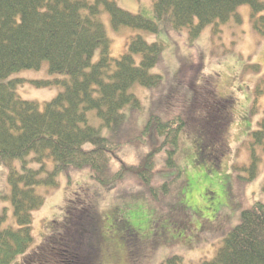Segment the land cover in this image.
<instances>
[{"label":"trees","instance_id":"1","mask_svg":"<svg viewBox=\"0 0 264 264\" xmlns=\"http://www.w3.org/2000/svg\"><path fill=\"white\" fill-rule=\"evenodd\" d=\"M243 6L250 8L252 26L264 36V0H153L156 20L125 11L116 0H0V167L9 168L16 220L14 226L9 225L7 212L0 213V264H13L20 256H24L23 264H100L95 243L100 242V220L82 203V192L69 202L65 219L57 222L58 230L33 247L34 212L45 203L39 188L58 187L61 175L70 180L72 173L87 171L100 188H113L114 183L133 178L143 190L123 199L155 200L159 192L152 183L157 156L165 152L168 167L181 173L175 156L188 122L182 114L162 112L160 95H154L139 128L146 150L140 164L120 161L119 153L126 145L117 134L128 124L126 110L131 115L143 109L133 89L139 85L160 92L164 77L154 70L162 65L166 46L137 34L126 52L114 58L104 15L116 33L123 28L150 34L186 29L196 40L211 25L239 23L238 10ZM44 62L49 63L51 73L68 77L58 82L63 91L43 104L23 99L17 92L20 81L13 75L38 70ZM263 91L258 87L257 97ZM224 106L222 102L210 111L204 128L224 127L225 116L218 113ZM217 116L221 120L216 123ZM258 128L249 144L251 166L242 169L250 174L246 181H253L259 171L264 118ZM199 152L205 157L204 147ZM115 161L120 163L118 171L112 165ZM80 222L90 226L84 231L89 233L87 243L82 239L86 233L79 232ZM125 224L137 233L129 222ZM165 264H184V260L172 256ZM198 264H264V201L243 210L240 223L215 257Z\"/></svg>","mask_w":264,"mask_h":264},{"label":"rangeland","instance_id":"2","mask_svg":"<svg viewBox=\"0 0 264 264\" xmlns=\"http://www.w3.org/2000/svg\"><path fill=\"white\" fill-rule=\"evenodd\" d=\"M116 2L125 11L156 20L153 0ZM238 14L239 23L232 20L219 28L211 25L196 40L186 29L150 34L123 28L116 33L104 15L114 58L126 52L137 34L150 43L166 46L162 65L154 70L164 77L160 92L139 85L133 89L143 109L131 115L126 110L128 124L117 134L126 145L119 153L120 161L140 164L146 150L140 143L139 128L148 117L153 97L160 95L162 112L182 114L188 122L175 156L181 173L168 167L165 152L157 156L152 183L159 192L155 200L123 199L143 190L133 178L126 177L113 188H100L87 171L72 173L70 180L61 175L58 187L39 188L45 203L34 212L33 247L58 230L57 222L65 219L69 202L76 201L75 196L82 192V203L100 220V242H95L100 264H165L172 256L182 257L184 264H198L215 257L229 232L240 223L242 211L264 201V151L259 150L261 163L253 181H246L250 174L242 170L251 166V134L264 118V91L257 97V88L264 90V36L253 28L248 6L240 7ZM13 79L20 81L17 92L23 99L43 104L63 91L64 86L58 82L68 77L51 73L49 63L44 62L40 69L17 73ZM222 102L224 109L218 113L225 116L224 127L216 124V129L204 128L210 111ZM215 118L220 122L221 117ZM200 147L205 150L203 158ZM13 165L19 167V162ZM112 165L118 171L120 163ZM8 173L7 166L0 167V213L6 211L8 224L14 226ZM125 222L137 233H132ZM80 226L79 232L86 233L83 242L87 243L89 233L84 231L90 226L84 222ZM23 259L20 256L13 264H23Z\"/></svg>","mask_w":264,"mask_h":264}]
</instances>
